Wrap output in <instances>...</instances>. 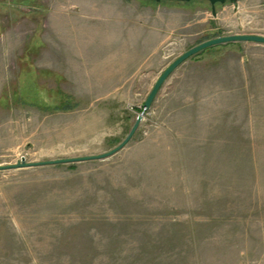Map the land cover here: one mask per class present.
<instances>
[{
  "label": "rangeland",
  "instance_id": "374dc122",
  "mask_svg": "<svg viewBox=\"0 0 264 264\" xmlns=\"http://www.w3.org/2000/svg\"><path fill=\"white\" fill-rule=\"evenodd\" d=\"M264 0H0V264H264ZM207 41V40H206Z\"/></svg>",
  "mask_w": 264,
  "mask_h": 264
},
{
  "label": "water",
  "instance_id": "95a60500",
  "mask_svg": "<svg viewBox=\"0 0 264 264\" xmlns=\"http://www.w3.org/2000/svg\"><path fill=\"white\" fill-rule=\"evenodd\" d=\"M154 2L155 4L160 3H179V4H189L192 2H206L210 5L212 14L215 15V7L216 5H224L226 3H236L237 0H149ZM238 42H247V43H254L258 45H264V36L260 35H230L224 37H218L212 40H207L199 45H196L183 54H181L178 58H176L167 68L161 73L159 78L156 80L155 84L153 85L150 93L148 94L144 104L143 110H149L152 102L154 101L158 91L160 90L161 86L170 76V74L178 68L182 63H184L189 58L193 57L194 55L216 45H222L227 43H238ZM142 120V115H139L136 118L135 123L133 124L132 128L129 130L126 137L112 150L107 153H103L97 156H88V157H78V158H70V159H61V160H52L46 162H36V163H26L24 159H21L20 162L10 165V166H0V171L8 170V169H22V168H33V167H40V166H54L59 164H68V163H79V162H86V161H95V160H105L119 151H121L134 137L135 133L138 130L139 124Z\"/></svg>",
  "mask_w": 264,
  "mask_h": 264
},
{
  "label": "trees",
  "instance_id": "16d2710c",
  "mask_svg": "<svg viewBox=\"0 0 264 264\" xmlns=\"http://www.w3.org/2000/svg\"><path fill=\"white\" fill-rule=\"evenodd\" d=\"M149 1V0H148ZM168 4V3H167ZM171 4V3H170ZM172 4H179V3H172Z\"/></svg>",
  "mask_w": 264,
  "mask_h": 264
},
{
  "label": "crops",
  "instance_id": "0c3cea01",
  "mask_svg": "<svg viewBox=\"0 0 264 264\" xmlns=\"http://www.w3.org/2000/svg\"><path fill=\"white\" fill-rule=\"evenodd\" d=\"M206 40H212V39H206ZM206 40H205V41H206Z\"/></svg>",
  "mask_w": 264,
  "mask_h": 264
},
{
  "label": "built area",
  "instance_id": "2783aa9c",
  "mask_svg": "<svg viewBox=\"0 0 264 264\" xmlns=\"http://www.w3.org/2000/svg\"><path fill=\"white\" fill-rule=\"evenodd\" d=\"M22 159H24V160H25V158H22Z\"/></svg>",
  "mask_w": 264,
  "mask_h": 264
},
{
  "label": "bare ground",
  "instance_id": "6f19581e",
  "mask_svg": "<svg viewBox=\"0 0 264 264\" xmlns=\"http://www.w3.org/2000/svg\"><path fill=\"white\" fill-rule=\"evenodd\" d=\"M25 161V160H24Z\"/></svg>",
  "mask_w": 264,
  "mask_h": 264
}]
</instances>
